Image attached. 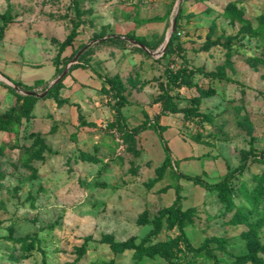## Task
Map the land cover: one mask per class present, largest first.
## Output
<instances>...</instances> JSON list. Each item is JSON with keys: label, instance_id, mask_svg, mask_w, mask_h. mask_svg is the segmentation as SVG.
I'll list each match as a JSON object with an SVG mask.
<instances>
[{"label": "rangeland", "instance_id": "rangeland-1", "mask_svg": "<svg viewBox=\"0 0 264 264\" xmlns=\"http://www.w3.org/2000/svg\"><path fill=\"white\" fill-rule=\"evenodd\" d=\"M8 9L16 61L0 73L44 80L27 97L0 74V264H264V0H0ZM127 32L150 48L96 44ZM85 45L92 68L47 97L53 59ZM143 124L164 129L130 132ZM177 187L184 235L168 221Z\"/></svg>", "mask_w": 264, "mask_h": 264}, {"label": "trees", "instance_id": "trees-1", "mask_svg": "<svg viewBox=\"0 0 264 264\" xmlns=\"http://www.w3.org/2000/svg\"><path fill=\"white\" fill-rule=\"evenodd\" d=\"M179 12H181V8H180ZM178 16H176V18H175L176 22L178 21ZM10 20H11V18H10V10L9 9L6 10L5 12L0 13V39L3 38L4 27L8 22H10ZM77 28H78V23H74V26L72 27L71 31L67 35L65 41L62 43L63 45L68 44L70 41L73 40V38L76 36ZM128 40H132V41L136 42L138 45L144 46L145 48H148V49L150 48L149 44L145 40H143L142 38H140V37H138L132 33H129V32H127L123 35H110L106 38H101L96 44H105V45L113 46V47H116L119 49H126L129 45ZM172 43H173V37L170 38V40H169V47L168 48H170ZM138 45L132 46L133 50L143 52L142 48L139 47ZM83 47L84 46H82L81 48H83ZM92 48H93V45H88L81 51V53L77 57V62L70 65L67 74L61 80H59L58 82L53 84L50 88H48L49 87L48 83L45 85V87L43 88L42 91L47 90L46 91L47 97L58 98L60 96V91L64 88V79L73 70H76L79 68L80 69H87V68L91 69L92 68L91 65L89 64V60H88V57H89V54H90ZM70 61H71V59H67V60H65V62L62 65H60V62H59L57 57H55L53 59L52 64L54 66V75H53L54 79H56L62 73L64 66L67 63H69ZM165 72L167 75L168 83L178 81L181 78L180 76L182 75L179 71L178 72L177 71L172 72L170 70H166ZM10 81L14 84V86L17 87V89L19 91H24V92L28 93V92L33 91L34 85L36 83H39L43 80H36L32 85L24 84L21 81H16V80H10ZM9 88L11 90L15 91L16 93H18V91L14 87L9 86ZM25 96L33 97L29 94H26ZM121 106H122V103L120 101H118L116 103V105L114 106L116 116H119V117L121 116V111H120ZM150 128H157L159 130V132H161V131H163L164 126H155L152 124H143V125H139L137 127L132 128L130 132L135 134V133H138L142 130H146V129H150ZM165 153L166 154H165L164 163L169 164L171 158H170L167 150L165 151ZM181 177L186 179V180L193 182L194 184H198L207 190L219 189L225 184V179L221 180L215 184H210L207 181L203 180L199 175H181ZM174 192H175L176 197H175L174 202L172 204V217L168 221H169L170 225H172L174 223H178L181 234L184 235L183 228H182L183 222H184V213H187L190 210L188 209V210L183 211L181 209V206L179 205V202L181 200L179 187L175 188ZM258 194H259L258 191H255L254 196H258ZM153 225L157 228L160 227V223L157 220L153 221ZM187 246H188V244H187ZM115 247L120 248L119 245H117V244L114 245V248ZM188 248H190L191 251L195 250L189 246H188ZM246 260H248V259L243 258L242 260L237 261L236 264H240L241 261L244 262Z\"/></svg>", "mask_w": 264, "mask_h": 264}, {"label": "crops", "instance_id": "crops-1", "mask_svg": "<svg viewBox=\"0 0 264 264\" xmlns=\"http://www.w3.org/2000/svg\"><path fill=\"white\" fill-rule=\"evenodd\" d=\"M4 58L7 59V61L9 62H13V61H16L15 59H12V58H6V54H4V36L3 38L0 40V65L4 67ZM22 64H27L26 62H21ZM52 64V62H51ZM6 65H7V62H6ZM53 65V64H52ZM54 68V66H53ZM1 74V73H0ZM3 77H6L7 79L9 80H16V81H21L22 83L24 84H28V85H32L36 80H44V79H35L32 83H27V82H24L21 78H19L18 76H16L15 78L14 77H10L8 75H4V74H1ZM189 175H193V174H189ZM196 175V174H195Z\"/></svg>", "mask_w": 264, "mask_h": 264}, {"label": "water", "instance_id": "water-1", "mask_svg": "<svg viewBox=\"0 0 264 264\" xmlns=\"http://www.w3.org/2000/svg\"><path fill=\"white\" fill-rule=\"evenodd\" d=\"M136 43V42H135ZM86 46H88V45H85L82 49H80V51L77 53V55L70 61V63H69V66L72 64V63H74V62H76L77 61V57H78V55L81 53V51L86 47ZM141 46V45H140ZM143 49H145V47L144 46H141ZM66 75V70L65 71H63L52 83H50L49 84V87L48 88H50L53 84H55L56 82H58L59 80H61L64 76ZM5 79H6V81H8V82H10L6 77H5ZM11 83V82H10ZM12 86L17 90V91H19L18 89H17V87L16 86H14V84H12ZM47 91V90H46ZM45 91V92H46ZM24 92V91H23ZM45 92L41 95V96H43L44 94H45ZM25 94H32V95H36V93L35 92H33V91H31V92H28V93H26V92H24Z\"/></svg>", "mask_w": 264, "mask_h": 264}]
</instances>
